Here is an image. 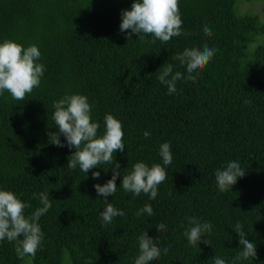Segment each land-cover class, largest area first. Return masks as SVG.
I'll use <instances>...</instances> for the list:
<instances>
[{"label": "trees", "instance_id": "obj_1", "mask_svg": "<svg viewBox=\"0 0 264 264\" xmlns=\"http://www.w3.org/2000/svg\"><path fill=\"white\" fill-rule=\"evenodd\" d=\"M243 1L253 0H179L187 35L163 43L152 35L138 39L136 33L128 41L127 32L120 31L121 13L134 0H0V42L35 44L41 52L36 62L45 67L39 87L24 101L7 91L0 95V190L29 205L26 216L42 206L41 192L52 204L38 221L44 235L35 257L18 258L15 242L5 239L0 264H134L138 237L146 231L159 237L161 249V257L149 264H214L215 255L233 264L242 250L237 223L256 244L257 258L235 264H264V20L241 12ZM205 25L211 36H205ZM205 44L216 52L193 73L196 82L181 79L177 91L168 94L158 80L160 71L171 64L173 73L187 77L174 55L186 48L203 50ZM74 94L87 97L98 137L106 131V114L122 123L125 148L113 161L121 175L107 200L95 185L112 178V164L90 169L85 178L79 166L68 168L76 149L63 135L64 147L49 143L48 133L57 131L54 102ZM165 142L173 156L170 165H163L159 154ZM231 161L239 162L245 175L221 192L215 173ZM137 162L165 168L154 200L121 186ZM96 171L99 178L92 176ZM107 203L125 215L105 226L100 214ZM146 204L155 215L137 217ZM188 217L212 224L202 237L208 244H189ZM157 223L167 231L160 233Z\"/></svg>", "mask_w": 264, "mask_h": 264}, {"label": "clouds", "instance_id": "obj_2", "mask_svg": "<svg viewBox=\"0 0 264 264\" xmlns=\"http://www.w3.org/2000/svg\"><path fill=\"white\" fill-rule=\"evenodd\" d=\"M122 22L120 31L127 32L128 41L132 39L134 33L139 34L138 39L143 40L146 35H152L155 39L163 43L169 42L173 37L182 34V19L180 16L179 0H134L130 10H124L121 13ZM205 36H211V29L205 25L203 28ZM215 48H210L207 44L203 50L199 48H186L181 53H176L174 59L178 60L182 66H186L187 77L179 71L173 73V66L167 64L160 71L158 80L167 86L168 94L177 91L176 82L181 79L196 82L197 76L193 73L202 71L209 61L214 57ZM41 52L35 44L24 47L23 45L12 41L4 40L0 42V95L5 91L10 93L16 101H24L27 94L34 88L39 87L41 77L44 74L45 67L36 61L39 60ZM246 104L250 101L245 100ZM55 111L52 119L56 125V132H49V143L58 147H64L60 136L66 138L67 146L75 148L69 158L68 168L80 170L86 174L90 169L103 164H112V178L105 184L97 183L95 189L97 195H102L106 200L117 190V177L121 175L119 162L114 161V153L119 150L123 152L125 144L123 142L124 132L122 123L112 114L105 116L106 131L103 136H97L99 124L92 122L91 105L84 95L74 94L66 95L54 102ZM145 138L150 137V132L143 133ZM163 165H170L173 160L170 151V144L165 142L160 146L159 152ZM105 171L108 169L104 168ZM99 171L93 172V178H99ZM245 175L239 162L231 161L223 169H217L215 173L216 184L221 192L232 189L238 179ZM166 179L165 168L161 164H153L149 167L144 162H137L133 166L130 174L123 175L121 186L125 192L133 193L139 196L142 192L150 194V199L154 200L158 195V185ZM36 195V194H34ZM39 202L42 205L31 215H25V209L29 205L22 202L16 194L10 190H0V241L5 239L9 242H15V251L18 258L25 256L35 257L38 248L42 244L43 232L38 223L40 218L45 215L52 204L47 192L38 194ZM146 213L149 217L155 215L153 207L150 204L136 212L140 217ZM101 221L106 226L110 224L114 217L124 216L122 210H118L111 203H107L105 210L100 214ZM189 227L184 235L192 246H198L199 243H207L202 239L205 233L210 234L212 224L210 222H201L196 217H188ZM158 231L166 232L164 223H157ZM239 234V244L242 250L234 258L235 261L249 260L257 258V246L250 242L246 236L243 225L237 223L234 226ZM159 237L153 239L144 232L138 237L140 254L135 259L134 264H149L151 261L158 260L161 257V249L157 245ZM208 244V243H207ZM169 247L163 248V253L167 254ZM214 264H226L223 258L218 255L214 257Z\"/></svg>", "mask_w": 264, "mask_h": 264}, {"label": "rangeland", "instance_id": "obj_3", "mask_svg": "<svg viewBox=\"0 0 264 264\" xmlns=\"http://www.w3.org/2000/svg\"><path fill=\"white\" fill-rule=\"evenodd\" d=\"M241 12L251 11L259 14L264 20V0H253L250 2L243 1L238 4ZM259 42H254L253 47L257 46Z\"/></svg>", "mask_w": 264, "mask_h": 264}]
</instances>
